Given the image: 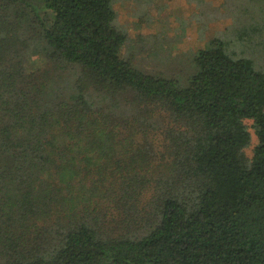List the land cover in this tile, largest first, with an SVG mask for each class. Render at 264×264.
Segmentation results:
<instances>
[{
    "label": "trees",
    "instance_id": "trees-1",
    "mask_svg": "<svg viewBox=\"0 0 264 264\" xmlns=\"http://www.w3.org/2000/svg\"><path fill=\"white\" fill-rule=\"evenodd\" d=\"M114 4L0 0V264H264V68L147 71Z\"/></svg>",
    "mask_w": 264,
    "mask_h": 264
},
{
    "label": "rangeland",
    "instance_id": "rangeland-1",
    "mask_svg": "<svg viewBox=\"0 0 264 264\" xmlns=\"http://www.w3.org/2000/svg\"><path fill=\"white\" fill-rule=\"evenodd\" d=\"M203 1L115 0L119 21L129 33L128 51L136 55V62L186 84L194 71L193 53L221 33L229 38V51L245 53L264 68V42L260 44L264 30L239 36L247 27L264 23V0ZM43 52L35 51L27 59L30 69L49 65ZM246 123L252 133L246 152L252 155L257 137L252 120Z\"/></svg>",
    "mask_w": 264,
    "mask_h": 264
}]
</instances>
